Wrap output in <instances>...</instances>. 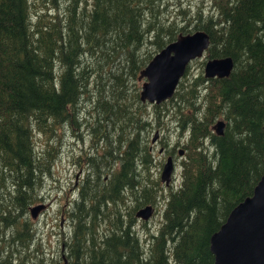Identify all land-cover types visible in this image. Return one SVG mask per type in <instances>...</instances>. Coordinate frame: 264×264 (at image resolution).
Wrapping results in <instances>:
<instances>
[{
  "label": "trees",
  "instance_id": "obj_1",
  "mask_svg": "<svg viewBox=\"0 0 264 264\" xmlns=\"http://www.w3.org/2000/svg\"><path fill=\"white\" fill-rule=\"evenodd\" d=\"M47 2L49 12L36 9ZM199 29L210 35L209 57L233 58L229 77L208 81L200 97L205 79L189 78L191 61L168 100L125 94L155 53ZM86 102L97 115L93 142L103 131L105 144L81 155L89 167L68 210L70 252L84 264H213L211 235L264 173V0H211L206 11L186 0H0V264H46L36 246L29 256L37 232L28 209L56 153L37 149L32 131L73 129ZM166 113L175 145L188 135L186 159L150 242L135 212L157 204L141 168L152 159L151 126Z\"/></svg>",
  "mask_w": 264,
  "mask_h": 264
},
{
  "label": "rangeland",
  "instance_id": "obj_2",
  "mask_svg": "<svg viewBox=\"0 0 264 264\" xmlns=\"http://www.w3.org/2000/svg\"><path fill=\"white\" fill-rule=\"evenodd\" d=\"M186 1L187 3L198 5L201 10L204 11L211 7V0ZM45 4L46 6H37L36 9L40 8L43 13L49 12L51 10L49 8L50 3L47 2ZM205 60L206 58L194 59L189 64L190 67H188L189 78L203 77V79H205L198 88L200 97L204 96L210 85V83H208L210 80L206 79L203 73ZM127 78L130 80L129 77ZM143 80L144 79L138 80L137 77L133 82H126L125 94L128 96L132 93H139ZM132 100L133 99H130V101ZM91 104V102H86L83 107L79 109V120L82 121L76 122V126H74L73 129L64 127L59 131L60 133L53 135V137L47 134H40L36 130L32 131L33 144L37 149L43 150L44 148H50L51 153L53 150V155L56 153L49 167L50 171L44 176L42 185L38 189V199L29 205L33 206L38 203L44 204V208L40 210L35 219H32L35 222L34 226L36 227L37 234L33 242L29 244L28 250L30 256L32 250L36 246L39 251L36 253L34 252V254H37V257H43L46 264H60L63 262L62 256L66 259L67 264L71 262H75V264H84L85 262L84 257H76L74 252H70L73 247V240L70 239L69 235L72 220L68 218V210L71 208V205L74 207L75 204L73 201L79 199V187L83 178L86 176V171H88L86 168L89 167L87 164L81 166V163L84 161V157L81 155L87 151V155L92 156L91 154L96 152L94 148H91L92 146L104 148L101 145L105 144V142L100 145L98 143V140L102 138L103 131H97L98 136L100 134L101 136L98 140L95 138V143L93 142L91 130L96 124L97 115L96 112L92 110L93 104ZM149 105L154 104L149 103ZM148 109H150V107ZM119 110L120 106L116 105V111ZM149 120L154 123L152 116L149 117ZM107 126L109 127L110 124ZM151 127L152 129L149 132L148 138L152 140L156 131H158V137L154 142H150L152 159L146 166H142L141 175L148 180L149 186L153 187V190L157 193V204L153 205L154 212L147 221L136 217L138 220L137 230L139 234L142 238L145 237L150 242L149 235L157 233L161 226L164 202L166 201L169 187L173 186L176 188L181 183L182 162L186 159L185 144L187 143L188 136L184 134L180 139V143L175 145L176 123L174 116L168 113L160 116V125L154 124ZM109 134L110 139L112 138L110 145H115L116 138L114 133L112 135V132H109ZM139 137L143 138V134ZM205 144L207 145V141ZM56 149L59 151L56 152ZM111 150L112 153H116L112 147ZM179 150H183L181 155L178 153ZM168 156H171L173 159L174 169L170 184L166 186L164 182H161L160 175ZM113 167L114 165L109 162L106 163L104 173L106 174V171H111ZM89 171L92 172V170ZM102 177L103 180H107L108 174L102 175ZM156 181H158V183H156ZM128 203L132 205L133 201L129 200ZM143 222H145V226L142 225ZM104 224L105 223H103V225ZM103 229H105V226ZM68 239L70 240V245L67 247H65V245L62 246L63 242H67Z\"/></svg>",
  "mask_w": 264,
  "mask_h": 264
},
{
  "label": "water",
  "instance_id": "obj_3",
  "mask_svg": "<svg viewBox=\"0 0 264 264\" xmlns=\"http://www.w3.org/2000/svg\"><path fill=\"white\" fill-rule=\"evenodd\" d=\"M210 45V35L199 29L188 34H179L176 39L161 48L142 68L138 80H143L139 91L142 102L160 104L171 98L187 65L193 59L202 57ZM234 68L231 56L207 58L204 64L205 78L229 77ZM224 123L217 121L213 128L219 135ZM158 131L152 138L154 142ZM182 154V151L179 152ZM172 157H167L160 180L169 185L173 172ZM44 208L43 203L30 206L29 216L35 218ZM151 204L139 208L135 216L147 221L153 214ZM210 251L214 264H264V173L253 189L231 210L224 223L210 239ZM60 264H67L62 256Z\"/></svg>",
  "mask_w": 264,
  "mask_h": 264
},
{
  "label": "bare ground",
  "instance_id": "obj_4",
  "mask_svg": "<svg viewBox=\"0 0 264 264\" xmlns=\"http://www.w3.org/2000/svg\"><path fill=\"white\" fill-rule=\"evenodd\" d=\"M196 31H197V30H196ZM194 32H195V31H194ZM191 33H192V32H191ZM187 34H188V33H187ZM197 58H201V57H197ZM197 58H196V59H197ZM193 60H194V59H193ZM193 60H192V61H193ZM190 62H191V61H190ZM64 245H65V247L67 246V245L65 244V242H64ZM70 264H75V263H74V262H71ZM213 264H214V262H213Z\"/></svg>",
  "mask_w": 264,
  "mask_h": 264
},
{
  "label": "flooded vegetation",
  "instance_id": "obj_5",
  "mask_svg": "<svg viewBox=\"0 0 264 264\" xmlns=\"http://www.w3.org/2000/svg\"><path fill=\"white\" fill-rule=\"evenodd\" d=\"M179 153V152H178ZM182 153H183V150H182ZM65 244L67 245V242H65ZM64 245V242H63V244H62V246ZM67 262V261H66Z\"/></svg>",
  "mask_w": 264,
  "mask_h": 264
}]
</instances>
